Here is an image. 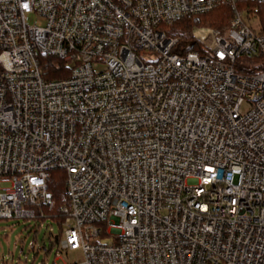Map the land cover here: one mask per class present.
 I'll use <instances>...</instances> for the list:
<instances>
[{"label": "built area", "instance_id": "obj_1", "mask_svg": "<svg viewBox=\"0 0 264 264\" xmlns=\"http://www.w3.org/2000/svg\"><path fill=\"white\" fill-rule=\"evenodd\" d=\"M238 1L0 0V220L49 218L61 171L52 264H264V31Z\"/></svg>", "mask_w": 264, "mask_h": 264}, {"label": "trees", "instance_id": "obj_2", "mask_svg": "<svg viewBox=\"0 0 264 264\" xmlns=\"http://www.w3.org/2000/svg\"><path fill=\"white\" fill-rule=\"evenodd\" d=\"M239 8L246 13L249 18L250 15L260 18L262 28L264 31V3L255 0H239ZM232 16L231 10L226 6L216 7L205 13L193 15L190 17H184L179 21H176L170 25L166 30L169 35L179 38L181 44L188 43L192 37L193 30L200 25H208L217 30L224 29ZM195 45L185 47V50H194ZM49 63L48 71L46 72L47 79H59L66 77L69 73V67L65 62L56 57H44ZM246 59L252 61V58L240 56L236 63V68L240 72L251 73L256 67H248L240 63L241 60ZM64 179L65 174L61 171L53 172L52 178L49 183V189L52 192L54 199V207L47 209L46 207H34L32 208L35 213L42 210L49 218L56 221L61 226V213L59 212L60 206L66 203V196L64 192ZM61 232V231H60ZM58 239L60 233L57 234ZM54 244V243H53Z\"/></svg>", "mask_w": 264, "mask_h": 264}, {"label": "rangeland", "instance_id": "obj_3", "mask_svg": "<svg viewBox=\"0 0 264 264\" xmlns=\"http://www.w3.org/2000/svg\"><path fill=\"white\" fill-rule=\"evenodd\" d=\"M243 14L247 18L244 11ZM251 26L258 32L263 25L260 18L254 16ZM140 55L145 59L156 58L154 53L147 50H141ZM40 223H43L42 227ZM60 231L61 226L51 218L0 220V264H52L57 244H49L50 232L57 235ZM71 255L79 259L77 253Z\"/></svg>", "mask_w": 264, "mask_h": 264}]
</instances>
